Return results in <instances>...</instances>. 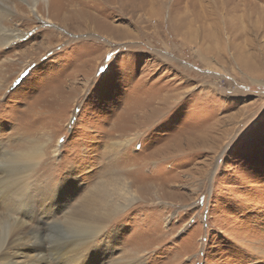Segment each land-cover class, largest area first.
Masks as SVG:
<instances>
[{"label": "rangeland", "instance_id": "1", "mask_svg": "<svg viewBox=\"0 0 264 264\" xmlns=\"http://www.w3.org/2000/svg\"><path fill=\"white\" fill-rule=\"evenodd\" d=\"M0 19V155H43L45 264L88 240L69 216L126 195L96 264H264V0H0ZM108 177L128 194L88 201Z\"/></svg>", "mask_w": 264, "mask_h": 264}, {"label": "bare ground", "instance_id": "2", "mask_svg": "<svg viewBox=\"0 0 264 264\" xmlns=\"http://www.w3.org/2000/svg\"><path fill=\"white\" fill-rule=\"evenodd\" d=\"M31 11L33 10L31 9ZM4 17L5 15H3ZM13 33L11 30L0 26V48L2 46L6 47L9 41L15 39ZM42 156L39 149H32V147L31 150L26 152L18 154L4 152L3 155H0V162L2 161L0 164H3L0 167V210L2 211V214H0V237L3 239V244L0 246V264H45L48 259V244L41 240V234L39 233V225L41 224L40 227H42L47 223H41L40 215L37 214L35 209H31L32 206H35L34 195L27 188L30 181L28 178L32 175L31 173H35L34 166L43 158ZM29 167L32 168L29 169ZM108 178H110L108 183L100 182L96 185L97 187L93 192L87 196L88 201L98 200L100 203L107 197H109L107 199L109 201L112 195L118 191L128 194L126 186L119 179ZM109 186L112 187V192H110ZM46 191L47 189L43 194L35 195L36 200H45L48 195ZM55 191H57L56 186L51 188L50 194ZM128 203L129 198L126 195V199L122 203L111 202L106 205L105 210L103 208H100L101 211L95 210L92 204H88L84 206L88 208L84 215L78 211L69 216L65 220L67 227L74 231L77 230L78 233H85V239L88 240L85 242L80 237H73L77 241L70 240L62 247L60 245L62 254L65 256H62V264H96L94 259L98 256V253H93L91 250L92 243L89 238L94 236L96 238L102 228L105 227L108 215L126 208ZM51 208L53 209V207ZM108 208L109 210H107ZM24 214H28L29 221L25 220ZM35 225H37V228ZM49 247L51 246L49 245ZM107 259H109V256ZM103 263L105 264V262ZM112 264L129 263L120 257V260Z\"/></svg>", "mask_w": 264, "mask_h": 264}, {"label": "snow or ice", "instance_id": "3", "mask_svg": "<svg viewBox=\"0 0 264 264\" xmlns=\"http://www.w3.org/2000/svg\"><path fill=\"white\" fill-rule=\"evenodd\" d=\"M148 131H149V130H148ZM148 131H147V132H148ZM147 132H146V133H147ZM146 133H145V134H146ZM145 134H144V135H145ZM101 237H102V236H101ZM101 237H98V238H101Z\"/></svg>", "mask_w": 264, "mask_h": 264}]
</instances>
